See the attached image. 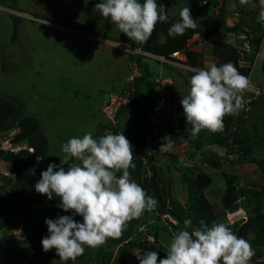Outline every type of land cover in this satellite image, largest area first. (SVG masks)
I'll return each mask as SVG.
<instances>
[{"label": "rangeland", "instance_id": "374dc122", "mask_svg": "<svg viewBox=\"0 0 264 264\" xmlns=\"http://www.w3.org/2000/svg\"><path fill=\"white\" fill-rule=\"evenodd\" d=\"M83 1L0 0L1 6L16 8V4L22 10L83 25L86 30L102 36L93 39L81 30L51 28L31 19L29 15H22L15 10L8 13L0 7V98L13 102L23 113L36 116L40 121L48 140V152L41 172L47 169L49 163L60 164V159L65 155L62 145L70 138H82L89 131L93 135L97 134L94 139L106 135L103 133L106 118L101 105L109 92L119 91L123 81L126 83L124 76L128 73L123 69L125 54L121 49L107 44L104 38L125 40L127 37L117 27L108 26L104 18H98L93 24L88 23L81 10ZM250 2L251 5L246 9L234 12H238L240 17L241 13L248 15L250 19L254 18L248 25L252 28L250 23L255 22L259 32H263L264 22L258 18L264 5L260 0ZM72 5L76 6L75 9L70 8ZM11 13L26 16L21 17L16 33L9 16ZM257 46L258 56L253 57L249 53L252 67L248 79L261 92L249 90L244 93L243 107L236 114L232 126V133L236 135L230 140L233 146L225 149L216 144H208L211 133L207 132L203 136L204 144H199V148L194 146L192 139H181L176 142L183 144L182 153L155 159L157 179L163 196L177 213L185 211L186 206L196 199L192 178L197 174L209 175L211 182L204 188V193L213 207L215 219L208 227L224 222L234 233L255 207L264 212V192L240 197L232 208L222 203L224 177L226 173L233 171L232 165L242 158H264V44L259 43ZM130 57L128 56V69ZM144 61L153 76L169 75L174 78L177 87L172 85V89L177 90L179 96L183 98L189 93L190 80L185 79L189 72L183 66L179 65L178 71H172L162 65L163 74L159 75L157 61L150 57H144ZM137 78L139 83L147 81ZM140 91L148 93L143 85L140 86ZM143 102L136 92L134 100L126 105L130 108L131 119L136 123L139 122L137 116L144 108ZM17 131L18 128H12L0 133V147H26L24 143L12 144L11 139ZM122 131L121 129L120 132ZM127 138L129 139L128 135ZM243 148L247 150L243 151ZM209 154L223 161L220 168L204 164L202 159ZM73 162L75 161L70 159L69 163ZM64 167L67 168V165ZM40 173L29 184L16 185L13 169L0 159V259H3V264H6L5 260L8 258L10 264L65 263L59 259L55 249L44 252L41 242L33 243L30 240L31 226L27 212L31 213L32 219H36L41 206L21 203L13 194V191H18L38 197L41 201H59L60 198L55 194L52 199H48L35 191L34 186L40 179ZM129 173L130 179L137 182L140 180V170L136 165L129 169ZM117 175L119 176L118 173ZM240 180L241 176L238 182ZM73 218L82 221L80 216ZM178 227L179 222L170 214H161L157 210L147 211L133 227L130 237L124 241L121 256L119 245L109 246L104 243L95 248L85 246L84 254L74 263L139 264L137 256L146 251L157 252L159 259L166 258L170 240ZM253 236V233H249L245 238L255 251L249 264H264V247H257Z\"/></svg>", "mask_w": 264, "mask_h": 264}, {"label": "clouds", "instance_id": "9594fccd", "mask_svg": "<svg viewBox=\"0 0 264 264\" xmlns=\"http://www.w3.org/2000/svg\"><path fill=\"white\" fill-rule=\"evenodd\" d=\"M239 2L247 5L250 0ZM260 2L264 5V0ZM95 8L138 44L151 37L158 21L167 19L164 7L156 0H103ZM179 16L180 21L169 28V36L197 27L189 7L182 8ZM258 19L264 22V9ZM119 46L120 42L114 45ZM193 72L189 93L180 101L191 135L195 137L204 129L223 131L224 117L237 114L243 107L244 93L251 90L249 79L231 62ZM172 147L171 136H166L159 151L168 152ZM62 152L65 155L60 164L49 163L34 187L48 199L55 194L60 198L58 207L72 213L45 219L48 235L41 240L44 252L55 249L59 259L67 262L83 255L85 246L95 248L109 238H120L131 220L155 210L158 201L130 179L129 169L135 168L133 146L122 133L94 139L89 131L82 138H70L62 145ZM42 159L37 157V162ZM70 159L75 162L69 163ZM76 215L82 221H76ZM183 223L184 228L172 235L166 258L146 251L137 256L139 264H249L255 255L251 244L224 222L208 227L201 221V227L191 232L187 230L191 219Z\"/></svg>", "mask_w": 264, "mask_h": 264}, {"label": "trees", "instance_id": "16d2710c", "mask_svg": "<svg viewBox=\"0 0 264 264\" xmlns=\"http://www.w3.org/2000/svg\"><path fill=\"white\" fill-rule=\"evenodd\" d=\"M175 0H156L158 6H163L166 13L168 9L173 5ZM103 1L100 0H89L85 7V18L88 23H94L98 18H104L99 11L95 8L97 3ZM143 3V0H140ZM226 0H221L219 6L220 16H218L213 25L208 30H203L200 28L187 29L183 35L172 37L168 35L169 28L174 24L171 19H166L164 21H158L155 30L153 31L151 37L140 47L155 55H161L168 57L173 51L183 50L186 56L184 63L190 67L202 68V54L200 52L194 51L188 48L189 39L194 33H199L201 36L210 37L218 34L224 27V17L222 15L223 4ZM48 18V17H42ZM107 25L110 27H116L110 20V18H104ZM238 23L233 24L232 26H225V31H236ZM75 29L84 31L85 26L74 27ZM162 32L165 37L162 41H158L157 35ZM253 38L252 48L256 51L258 44L261 41L262 34L259 32V29L256 27L252 28ZM264 44V38H263ZM212 54L216 57L214 64L217 66L231 62L237 70L245 77H248L251 66L240 67L238 65V54L235 48L225 42H212ZM141 56L137 57V61L140 64ZM144 71L146 73L145 77H138L137 80H147L146 85L151 90L155 92L156 83L147 78L148 75L147 67L143 64ZM194 74V73H193ZM192 74V75H193ZM143 78V79H142ZM139 82L135 81V91L130 96L129 102L134 100L136 95L137 84ZM155 100H152V103ZM128 102V103H129ZM127 103V104H128ZM151 103V104H152ZM127 104L120 107V109ZM150 105H146L142 110L141 114L137 116L139 122L144 126L145 120V111ZM119 109V110H120ZM119 113V111H118ZM235 115L225 116L223 119V131L212 133L207 129L201 130L195 137L191 135V125L186 122L184 115H179L176 118L175 129L171 130V139L175 142L181 139H192L194 146L199 148V144L203 143V136L205 133L210 132L211 137L208 144H216L220 147L227 149V147H232L231 139L235 138L236 135L232 133V126L235 120ZM12 128H18V131L12 137V144L24 143L27 146L21 147L17 150H10L9 148L4 149L0 147V159L4 164L11 167L15 173L14 181L16 185H25L34 181L39 173L42 170V166L45 162L47 152H48V140L46 134L43 130V127L36 116L31 114L23 113L13 102L4 101L0 98V133L8 131ZM97 134L93 135L95 138ZM176 139V140H175ZM142 138L136 140L132 143L133 146V155H134V164L137 168L141 169L140 155L142 149H137L136 146L141 145ZM246 151L247 149H242ZM171 156V155H169ZM37 157H43L42 160L37 162ZM146 161L150 165L151 175L149 177H144L140 182V186L146 191L149 196L154 197L158 203L155 208L161 214H170L174 217L180 224L178 231L184 228V220L191 219L192 225L187 230L189 232L193 231L196 228L201 227V221L204 225L209 226L215 219V213L212 205L206 198L204 193V188L210 184L211 178L207 174H197L192 178V182L196 189V199L193 202H190L185 211L182 213L175 212L171 207L167 206L165 198L162 196L160 186L157 179V168L154 163V159L149 156L146 157ZM202 161L205 165H208L213 168H220L223 164L220 158L212 156L211 154L203 157ZM233 171L231 173H226L224 177L225 182V191L222 197V203L226 207H233L235 201L246 195H256L260 192H264V158H242L238 163L232 165ZM119 174V173H118ZM241 176L240 182L238 178ZM15 197L21 203H27L29 205H40L39 217L32 219L31 213L27 212L28 221L30 222V233L29 237L33 243H40L42 238L48 235L47 225L45 224V219H56L59 216L63 215H72V213L63 211L58 205L59 201H41L38 197H32L27 194H22L18 191H13ZM144 214L138 219L131 220L123 235L118 239L109 238L106 243L109 246L119 245V254H123L124 241L128 239L131 235L133 227L136 223L145 215ZM78 216V215H76ZM249 233H253V242L257 247H264V212L259 208L255 207L254 211L243 221L237 228L235 234L238 237L246 238ZM79 259V257L77 258ZM76 259V260H77ZM8 261L10 259L8 258ZM63 264H75L74 261H67ZM86 264V263H83Z\"/></svg>", "mask_w": 264, "mask_h": 264}, {"label": "crops", "instance_id": "0c3cea01", "mask_svg": "<svg viewBox=\"0 0 264 264\" xmlns=\"http://www.w3.org/2000/svg\"><path fill=\"white\" fill-rule=\"evenodd\" d=\"M88 1L89 0H84L82 2L81 10H83L84 15H85V7H86ZM252 2H250L247 5H241L239 0H226V2L223 4V11H222V15L224 17V27L225 26H232L233 24L236 23L237 17L234 15V13H235L234 11L246 9L248 6L251 5ZM220 4H221V0H175L173 5L167 11V18L171 19L174 23H177L180 21L179 13H180L181 9L184 7H189L190 12H191V17L197 24L196 28L208 30L212 27V21L214 19H216L218 16H220V12H219ZM0 7L3 8L8 13H10V10H15V11H19L20 13H22V15H29L32 17L31 19H33L35 21H39L40 23L45 24L46 26H49L51 28L64 30V31H70V30H72V31L76 30L77 31L78 30V29L74 28V27H78V25H74V24L66 22L65 20L63 21V20L57 19V18H49L46 15L33 13V12L28 11V10H22L21 8L19 9L18 8L19 6L16 4H15L16 8H10V7H5V6H1V5H0ZM75 7H76L75 5L70 6L71 9H73V8L75 9ZM11 14H13V13H11ZM240 15H241V17H239L238 19L241 18V20L244 23L246 22L245 24H247V25L249 24V22L254 20V18L250 19V17L248 15H244L241 13H240ZM44 16L48 17V18L47 19L42 18ZM20 17H26V16H20ZM20 23H21V20H20ZM250 24L256 28L255 22L250 23ZM224 27L222 26L220 32L214 36L204 37V36H201L199 33H194L192 35V37L189 39L188 48H190L194 51L200 52L202 54V62H203L202 68L206 69L210 65L214 64L216 61V57L212 54V42L213 41L225 42V43H228L232 46H234V44L236 43L234 32L233 31H225ZM82 32L89 35L93 39L102 37L100 34L94 32V31H90V30L85 29ZM164 37H165V35L162 32L158 33V35H157L158 41H162L164 39ZM104 39L107 40V42H108L107 44L111 45L112 47H114L113 42H115V41L126 42L129 44L138 46V47L141 45V44H138V43H135V42L129 40L128 37L125 40L119 39V38H112V39L104 38ZM109 41H111L112 43ZM115 48H118V47H115ZM252 49L253 48L251 47L250 55L251 54L253 55L255 52V50L252 52ZM125 57H126V61H124V63H123V69H126L127 73H129L128 57L126 54H125ZM145 57H150L159 63L158 64L159 69L157 70V74H159V75L163 74V72H161L162 65H164L166 68H168L169 70H172V71H178L179 70V68L177 67L179 65H177V64L162 63V62H159L156 58L151 57V56H145ZM248 58H250L249 54H248ZM181 59H182V64H180V65L184 67L183 69H185L189 72V75L187 77L185 76V79L188 78V80H190L189 78L194 73L193 69H201V68L190 67V66L186 65L184 63V61L186 60L185 55H182ZM140 64H143L144 66L147 67L148 75H150L147 78L148 80H151L152 78H156V77L163 78V79H165V78L170 79L171 83L167 84L165 87L168 89V91H170V93H172L173 95L180 97L182 99V97L176 93L177 90L172 89V85L174 87H177V85H175L176 80H174V78H172L169 75L153 76L148 69V65L144 61V57H141ZM125 77H126V75L124 76V80H125ZM185 81L187 82V80H185ZM124 85H125V81H123V86L120 88L119 91H121L123 89ZM141 85H143L145 87V90H147L148 93H144V92L140 91ZM251 85H253V84H251ZM119 91H116V92H119ZM136 92L140 98V101L141 102L145 101V102H143V103H145L144 107L148 104L151 105L155 94H154V91L151 90L149 87H147V85L144 82H140L137 84ZM101 107H102V105H101ZM129 111H130L129 106H125L121 110H119V116H118V118H119L118 119V123H119L118 125L119 126L118 127H119V131L122 129L123 130L122 134L125 136L128 135L131 143H134V141L141 139L143 137V125L140 122H138V123L134 122L131 119V116H130L131 113ZM179 115H184L181 103L174 105L172 107V109H170L167 113L168 128L170 130L175 129L176 118ZM103 126H105V124ZM178 154H179V152H177V150L173 146L171 151L163 152V153L155 156L154 160L157 157L165 159L167 155L177 156ZM154 163H155V161H154ZM120 174L121 173H119V175ZM140 177H141V174H140ZM158 183H159V181H158ZM159 186H160V190L162 193V187H161L160 183H159ZM162 196H163V193H162ZM165 200L167 202L168 207H170L167 199H165ZM5 261H6V264H10V262H8V260H5ZM0 264H3V259H0Z\"/></svg>", "mask_w": 264, "mask_h": 264}, {"label": "built area", "instance_id": "2783aa9c", "mask_svg": "<svg viewBox=\"0 0 264 264\" xmlns=\"http://www.w3.org/2000/svg\"><path fill=\"white\" fill-rule=\"evenodd\" d=\"M234 15L237 17L236 23H238V26L236 31H234L236 43L233 47L238 54V65L240 67H252V61L250 58H248V54L250 53L252 47V28L249 25L240 22V19H238L240 17L238 12H235ZM214 21L215 19L212 21V25ZM261 34L262 38L260 41V45L263 43L264 31L261 32ZM119 42L120 46L118 48L121 49L127 55V57L131 56V60H129V73L126 76V83L123 89L119 92H109L107 94L106 100L102 104L101 111L106 118V124L103 128L104 134L120 133L117 118L118 111L121 106L129 102L130 96L135 91L136 78L146 76L143 66H140L137 61L138 56H151L162 63L180 65L182 64V55H185L183 50H176L173 51L168 57H164L161 55L152 54L148 51L143 50L140 46L138 47L126 42L115 41L113 42V44L115 45ZM258 54L259 51H255L253 57L258 56ZM153 81L156 83L155 100L145 111L142 143L141 145L136 146L137 149H142V153L140 155L141 177L138 182L131 179L139 185L144 177H149L151 175V168L146 161V157L149 156L151 159H154L155 156L163 153L159 151V147L161 143H163V138L166 136H171V130L168 128L167 113L170 109H172L174 105L179 104L181 101L180 97L173 95L165 87L167 84L171 83L170 79L156 77L153 78ZM251 90L256 93L261 92V89L254 85H251ZM125 137L127 138V136ZM171 140L173 141V146L175 147L177 152H179V154L182 153L184 151L183 144L175 142L173 139ZM129 142L132 145L130 140ZM9 149L17 150V148L13 147Z\"/></svg>", "mask_w": 264, "mask_h": 264}, {"label": "water", "instance_id": "95a60500", "mask_svg": "<svg viewBox=\"0 0 264 264\" xmlns=\"http://www.w3.org/2000/svg\"><path fill=\"white\" fill-rule=\"evenodd\" d=\"M9 16L12 20V26L14 28V32L16 33L17 27H18L20 20H21V17L19 15H16V14H10Z\"/></svg>", "mask_w": 264, "mask_h": 264}]
</instances>
